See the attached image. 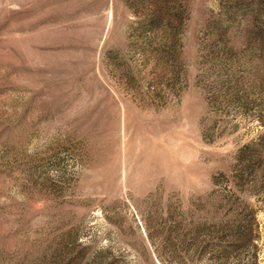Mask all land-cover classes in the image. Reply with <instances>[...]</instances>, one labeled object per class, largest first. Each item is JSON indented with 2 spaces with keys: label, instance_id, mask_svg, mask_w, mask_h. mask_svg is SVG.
Returning <instances> with one entry per match:
<instances>
[{
  "label": "rangeland",
  "instance_id": "1",
  "mask_svg": "<svg viewBox=\"0 0 264 264\" xmlns=\"http://www.w3.org/2000/svg\"><path fill=\"white\" fill-rule=\"evenodd\" d=\"M0 264H264V0H0Z\"/></svg>",
  "mask_w": 264,
  "mask_h": 264
}]
</instances>
